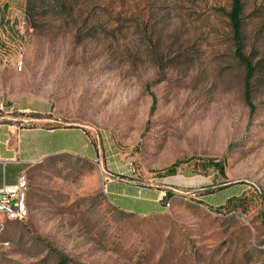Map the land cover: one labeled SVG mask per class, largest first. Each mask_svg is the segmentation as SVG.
Instances as JSON below:
<instances>
[{
	"label": "rangeland",
	"instance_id": "374dc122",
	"mask_svg": "<svg viewBox=\"0 0 264 264\" xmlns=\"http://www.w3.org/2000/svg\"><path fill=\"white\" fill-rule=\"evenodd\" d=\"M241 1L248 82L232 0H0V120L80 124L102 158L32 168L0 264H264V0ZM31 101L48 112L4 111ZM107 158L171 196L117 209Z\"/></svg>",
	"mask_w": 264,
	"mask_h": 264
},
{
	"label": "crops",
	"instance_id": "0c3cea01",
	"mask_svg": "<svg viewBox=\"0 0 264 264\" xmlns=\"http://www.w3.org/2000/svg\"><path fill=\"white\" fill-rule=\"evenodd\" d=\"M1 16L0 14V22L5 20ZM10 107L11 111L8 110ZM5 108L6 113L48 112L45 104L35 101L10 104ZM4 117L0 120V187L15 184L21 174H24L29 182L32 168L52 155L69 153L93 161L102 159L98 156L89 133L80 124L22 125L12 115ZM105 161V193L117 209L142 215L161 209L166 198L164 194L170 190H162L152 184H140L134 178L115 175L116 172H125L122 165L113 159L107 158ZM119 168L122 170L119 171Z\"/></svg>",
	"mask_w": 264,
	"mask_h": 264
},
{
	"label": "built area",
	"instance_id": "2783aa9c",
	"mask_svg": "<svg viewBox=\"0 0 264 264\" xmlns=\"http://www.w3.org/2000/svg\"><path fill=\"white\" fill-rule=\"evenodd\" d=\"M0 109H4L2 103H0ZM8 110L11 111L12 107ZM28 187L24 174L19 175L15 184L0 187V209L4 210V217H0V228L3 227L4 218L23 220L27 217L25 198H27Z\"/></svg>",
	"mask_w": 264,
	"mask_h": 264
},
{
	"label": "trees",
	"instance_id": "16d2710c",
	"mask_svg": "<svg viewBox=\"0 0 264 264\" xmlns=\"http://www.w3.org/2000/svg\"><path fill=\"white\" fill-rule=\"evenodd\" d=\"M242 11V1L241 0H232V6L231 10L229 13V17L234 29V34H235V41H236V54L239 57V59L245 64L246 66V82L249 81V78L251 77V74L253 72V67L251 65V61L244 55L242 52V42L240 39V33H241V23H240V15ZM3 20L0 22L2 23ZM245 100L246 103L250 106V109L253 110V103L251 101V96H250V90L246 86L245 89ZM153 104L151 106V109L154 108V103H155V98L153 99ZM210 163H212L219 171L224 170V163L222 161H215L213 159L209 160ZM177 162L173 163L170 167V169H173V166L175 167ZM171 194L169 191H166L164 194V197H170Z\"/></svg>",
	"mask_w": 264,
	"mask_h": 264
},
{
	"label": "bare ground",
	"instance_id": "6f19581e",
	"mask_svg": "<svg viewBox=\"0 0 264 264\" xmlns=\"http://www.w3.org/2000/svg\"><path fill=\"white\" fill-rule=\"evenodd\" d=\"M133 168V167H132ZM134 170V168H133ZM25 206H26V213L28 215V205H27V198H25ZM0 217H4V210L0 209Z\"/></svg>",
	"mask_w": 264,
	"mask_h": 264
}]
</instances>
